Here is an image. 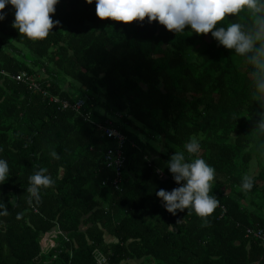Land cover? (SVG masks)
Wrapping results in <instances>:
<instances>
[{
  "label": "trees",
  "instance_id": "obj_1",
  "mask_svg": "<svg viewBox=\"0 0 264 264\" xmlns=\"http://www.w3.org/2000/svg\"><path fill=\"white\" fill-rule=\"evenodd\" d=\"M54 7L59 23L42 40L11 27L7 5L0 22V158L9 166L0 264H264L256 235L264 230V137L255 129L264 101L254 95V66L210 32L175 34L147 17L102 20L84 0ZM230 23L251 31L255 16L242 9L217 26ZM79 98L78 112L63 106ZM108 117L125 137L120 148L98 128ZM191 137L200 151L190 156ZM109 151L124 159L119 183ZM174 152L214 168L209 194L219 203L210 216H173L156 197L177 187L166 166ZM41 167L54 185L29 201V177ZM245 174L254 179L248 192ZM45 236L51 247H42Z\"/></svg>",
  "mask_w": 264,
  "mask_h": 264
},
{
  "label": "clouds",
  "instance_id": "obj_2",
  "mask_svg": "<svg viewBox=\"0 0 264 264\" xmlns=\"http://www.w3.org/2000/svg\"><path fill=\"white\" fill-rule=\"evenodd\" d=\"M57 3L58 0H0V22L7 15L3 11L7 5L14 17L11 27L30 40H42L59 23L50 16L55 12L54 6ZM84 3H94L95 15L102 20L108 18L123 23H140L147 17L148 23L155 20L175 34L183 33L186 26L190 33L197 35L210 32L218 45L232 50L254 66L250 73V78L254 80V95L257 101H264V0H84ZM242 9L255 16L253 30H243L240 23L217 26V22L225 16L235 15ZM255 129L258 136L264 137V113H261ZM184 150L190 156L197 154L200 151L199 140L191 137L184 144ZM49 155L59 159L54 150H50ZM166 166L177 187L171 191L162 188L156 191L155 195L164 209L173 216L177 211L185 209L193 210L202 218L210 216L219 203L215 195L209 194L215 175L214 168L199 156L188 162L183 152L172 153ZM46 173L47 169L41 167L29 177V201L39 202L41 190L54 185ZM8 177V163L0 158V184ZM253 184V176L245 174L240 188L248 192ZM4 214L6 211L0 212V215Z\"/></svg>",
  "mask_w": 264,
  "mask_h": 264
},
{
  "label": "built area",
  "instance_id": "obj_3",
  "mask_svg": "<svg viewBox=\"0 0 264 264\" xmlns=\"http://www.w3.org/2000/svg\"><path fill=\"white\" fill-rule=\"evenodd\" d=\"M22 76V75H21ZM17 78L19 79L20 76H17ZM63 106H70L73 110L75 111H79L83 104H84V99H78L77 101H75L73 104H69L67 102H62ZM90 115V113H86L84 114L83 112L81 113V116L83 118H88ZM99 130L102 132L103 135L110 137L111 139H113L114 141H116L117 144V148H120L122 146V144L125 141V137L123 136V134L113 126V122L111 120V118H105L103 120V122H99L97 123ZM104 158L106 160V164L107 167H110L114 170L115 174H116V179H114V183H119V181L121 180V170H122V166H123V156L121 154V152L116 151L115 154L112 152H107L104 155ZM257 237L260 239V245L264 247V230L263 229H259L256 232ZM47 241H49V244H47ZM53 245V241L51 240L50 237L45 236L42 239V247H51Z\"/></svg>",
  "mask_w": 264,
  "mask_h": 264
},
{
  "label": "rangeland",
  "instance_id": "obj_4",
  "mask_svg": "<svg viewBox=\"0 0 264 264\" xmlns=\"http://www.w3.org/2000/svg\"><path fill=\"white\" fill-rule=\"evenodd\" d=\"M255 161L254 160H252V162H251V169H250V171L252 172L254 169H255ZM47 244H49V241H47Z\"/></svg>",
  "mask_w": 264,
  "mask_h": 264
}]
</instances>
